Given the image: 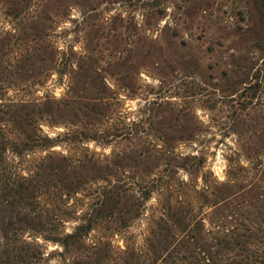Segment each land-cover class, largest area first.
Wrapping results in <instances>:
<instances>
[{
	"label": "rangeland",
	"instance_id": "obj_1",
	"mask_svg": "<svg viewBox=\"0 0 264 264\" xmlns=\"http://www.w3.org/2000/svg\"><path fill=\"white\" fill-rule=\"evenodd\" d=\"M0 264H264V0H0Z\"/></svg>",
	"mask_w": 264,
	"mask_h": 264
},
{
	"label": "trees",
	"instance_id": "obj_2",
	"mask_svg": "<svg viewBox=\"0 0 264 264\" xmlns=\"http://www.w3.org/2000/svg\"><path fill=\"white\" fill-rule=\"evenodd\" d=\"M27 146V145H26Z\"/></svg>",
	"mask_w": 264,
	"mask_h": 264
}]
</instances>
